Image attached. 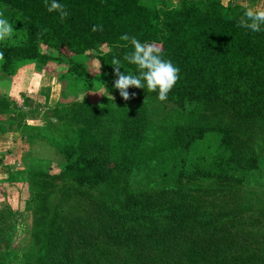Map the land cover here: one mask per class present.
Wrapping results in <instances>:
<instances>
[{
    "label": "trees",
    "instance_id": "16d2710c",
    "mask_svg": "<svg viewBox=\"0 0 264 264\" xmlns=\"http://www.w3.org/2000/svg\"><path fill=\"white\" fill-rule=\"evenodd\" d=\"M59 2L69 13L63 21L47 11L45 0H0V13L14 29L11 40L0 42L1 77L12 81L23 70L54 62L63 68L58 81L73 94L101 78L113 98L103 105L58 102L50 109L61 125L57 135L66 123L79 126L68 137L73 141H50L64 156L58 174L32 157L15 165L16 172L6 166L10 178L34 181L28 204L39 264H264V208L249 210L241 198L261 159L246 156L244 141L228 128L182 126L168 141L159 140L161 150L149 147L142 183L131 185L135 168L117 154L130 148L135 155L144 145L151 124L146 99L161 101L158 90L146 86L130 88L135 95L125 101L114 88L111 65L118 58L122 72L137 74L124 60L133 49L123 34L154 42L180 70L162 103L190 115L199 106H218L237 120L264 123V32L238 27L244 9L222 0H180L177 6L170 0ZM94 25L103 30L93 32ZM83 56L91 58L84 64L77 60ZM92 59L101 73L89 68ZM30 102L25 95L0 94V133L16 125L32 155L53 130L20 120L24 110H35ZM104 186L109 194L100 191ZM8 217H0V231L10 225Z\"/></svg>",
    "mask_w": 264,
    "mask_h": 264
},
{
    "label": "rangeland",
    "instance_id": "374dc122",
    "mask_svg": "<svg viewBox=\"0 0 264 264\" xmlns=\"http://www.w3.org/2000/svg\"><path fill=\"white\" fill-rule=\"evenodd\" d=\"M170 1L175 6L180 3V1L175 3V0ZM90 58L83 56L77 58V60L85 64ZM99 65L100 62L97 59H92L88 63L94 74L101 73ZM47 66L50 67L46 68L45 65L37 64L36 68L32 67L29 71L20 72L13 77L12 81L2 78L0 75V94L2 96L22 98L25 95L31 100L30 104L33 106L32 109L35 110L32 111L28 108L26 114L24 110L22 115L25 117L20 120L32 127L47 126L53 130V134L48 137L49 142L37 147L32 155H29L31 151L27 152V149L24 148L25 144L22 140V135L16 129V125L13 127L12 133L6 135V139H3L2 144L0 143V217H8L11 216L10 214L18 213L14 219L8 217L11 222L10 225H2V229L5 230L0 231V264L3 258L6 257L8 264H39V253H37V258H35L33 247L35 243L34 226L32 225L33 212L31 205L28 204L31 185L34 184V181L29 176V178H23L19 174L10 178V171L6 166H10L13 169L15 165H21L23 161H26L25 159L32 157L31 159L41 160L45 170L52 167L54 173L58 174L57 167L58 164L64 163V156L51 146L50 141L54 143L57 141L59 144L62 141L64 143L73 141L68 139V137L71 138L70 135L73 134V128H78L79 126L74 123H66V132L57 135L55 131L57 132L61 125L52 119V114H50L52 111L50 109L55 108L58 102L89 101L98 105L110 102V98L106 94L105 84L100 83L101 78L96 83L90 84L87 88L82 87L76 94H73L65 82L58 81L63 68L54 62L49 63ZM46 69L57 71V76H45ZM12 92H17V95H13ZM146 105L151 114L149 120L151 124L147 127V138L145 143H143L144 145L135 155L130 156V148L128 149L129 152L127 149L124 151L120 149L117 154V157L123 161L124 166H133L135 168L136 172L129 178L131 185L138 186L142 183V176H140L139 172L145 169L149 147L152 146L150 148L151 151L153 148L161 150L163 146L159 143V140L165 137V140L168 141L169 135L173 134L174 129L182 126H195L198 128H206L207 126L213 130L228 128L232 131L234 137L236 136L238 140L244 141L246 156H257L261 159L260 169L254 171L250 184L245 186L241 192V198L244 204H250L247 208L249 210L264 208V123L237 120L228 110L218 106H199L196 109L197 112L190 115L156 99H146ZM22 108L24 109L25 106L22 105ZM170 141H173V138ZM155 142L157 145H155ZM92 145L91 143L90 146ZM34 147L30 148V150ZM166 148L169 147L166 146ZM31 159L30 161L27 160V162L31 163ZM17 170L20 171V167ZM1 189L8 192L7 196H4V191H1ZM100 191L109 194L110 188L109 186H104L100 188ZM33 209L35 210V207ZM13 220L16 222L15 230L11 227ZM11 246L12 251L8 256Z\"/></svg>",
    "mask_w": 264,
    "mask_h": 264
},
{
    "label": "clouds",
    "instance_id": "9594fccd",
    "mask_svg": "<svg viewBox=\"0 0 264 264\" xmlns=\"http://www.w3.org/2000/svg\"><path fill=\"white\" fill-rule=\"evenodd\" d=\"M45 6L48 12L58 13L61 21L69 15L65 5L59 0H45ZM241 7L244 11L237 21V26L254 33L264 32V6L242 4ZM98 30L102 31L103 29L99 25L92 27L93 32ZM13 32L12 24L3 16V13H0V42L11 40ZM120 39L130 42L132 46L133 50L124 56V60L136 66L137 74L122 72L121 61L114 57L111 62L116 77L114 88L119 91L125 101L135 95L134 93L130 95V88L145 89V86L148 92H157L158 90V99L161 102L166 101L168 94L179 80V68L174 66L170 60L163 58L160 47L154 42L142 43L136 37L127 34H123ZM4 59L5 54L0 51V61ZM99 67L101 70V63ZM109 98L113 97L110 95Z\"/></svg>",
    "mask_w": 264,
    "mask_h": 264
},
{
    "label": "crops",
    "instance_id": "0c3cea01",
    "mask_svg": "<svg viewBox=\"0 0 264 264\" xmlns=\"http://www.w3.org/2000/svg\"><path fill=\"white\" fill-rule=\"evenodd\" d=\"M176 1H180V0H175V3H176ZM223 1V3L225 4V5H228V4H232V5H242V4H249V5H253V6H255V5H261V6H264V0H222ZM173 3V2H172ZM24 71V70H23ZM22 71V72H23ZM46 76V75H45ZM51 76V75H50ZM17 92H15V93H13L12 92V94L13 95H17L16 94ZM3 139H6V135H3V134H1L0 133V143L2 144V142H3Z\"/></svg>",
    "mask_w": 264,
    "mask_h": 264
}]
</instances>
